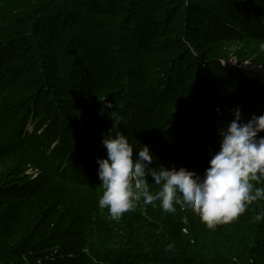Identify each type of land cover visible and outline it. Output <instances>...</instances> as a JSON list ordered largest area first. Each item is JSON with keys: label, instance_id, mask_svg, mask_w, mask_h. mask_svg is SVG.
I'll return each instance as SVG.
<instances>
[{"label": "trees", "instance_id": "16d2710c", "mask_svg": "<svg viewBox=\"0 0 264 264\" xmlns=\"http://www.w3.org/2000/svg\"><path fill=\"white\" fill-rule=\"evenodd\" d=\"M22 20L32 39L14 35ZM1 41L0 264H264V200L214 229L158 201L114 221L93 175L115 110L113 134L149 145L152 167L203 178L231 110L264 114V84L239 66L264 65V0H0ZM24 124L61 137L89 182L60 171Z\"/></svg>", "mask_w": 264, "mask_h": 264}, {"label": "clouds", "instance_id": "9594fccd", "mask_svg": "<svg viewBox=\"0 0 264 264\" xmlns=\"http://www.w3.org/2000/svg\"><path fill=\"white\" fill-rule=\"evenodd\" d=\"M24 30L21 23V31ZM33 33L32 30L27 36L32 39ZM260 48L264 51V44ZM108 108L112 105L108 104ZM111 113L112 128L102 139L107 157L97 158L98 173L93 171V175L103 187L98 205L107 209L114 221H119L140 202L156 207L158 201L162 211L174 214L179 206L198 215L208 228L214 229L235 221L253 202L264 200V136L260 135L264 132V114H253L245 121L239 106L231 110L234 119L218 129L219 151L209 150V167L200 178L184 167H152L154 155L149 145L134 149L128 135L120 130L113 134V129H120L122 117L115 110ZM214 115L219 116L220 112ZM27 127L24 124V128ZM46 127V124L37 129L28 127L31 132L23 136L36 141L39 149L68 177L75 175L89 182L90 177L73 164L61 137L40 139ZM134 150H137L135 155ZM149 176L153 178L152 186H157L158 190H151ZM255 220L264 221V211L257 213Z\"/></svg>", "mask_w": 264, "mask_h": 264}, {"label": "rangeland", "instance_id": "374dc122", "mask_svg": "<svg viewBox=\"0 0 264 264\" xmlns=\"http://www.w3.org/2000/svg\"><path fill=\"white\" fill-rule=\"evenodd\" d=\"M48 3H54L55 4V2H48ZM31 15H33V13H28L27 15H25V14H23V20L24 19H28V18H30L31 17ZM23 20H22V22H23ZM24 24H23V26H24V29H28V24H27V20L25 21V22H23ZM15 25V24H14ZM78 27H79V24H78ZM16 33L14 34L15 36H23V37H25V38H27L26 37V35H31V33H26V32H23V31H20V32H18V31H15ZM29 39H31V37H28ZM25 42V41H24ZM232 61H235V62H237V59H235V58H231V60H230V62H231V64H235V63H233ZM251 64H248L246 67L250 70L251 69V67L252 66H250ZM240 67H242V68H245V64L243 63V62H240V65H239ZM253 67H260V66H257V65H253ZM260 68H262V70L264 69L263 67H260ZM245 71H247V73L249 74V75H251V76H254V74H256V72H254V71H252V70H250V72L247 70V69H244Z\"/></svg>", "mask_w": 264, "mask_h": 264}, {"label": "bare ground", "instance_id": "6f19581e", "mask_svg": "<svg viewBox=\"0 0 264 264\" xmlns=\"http://www.w3.org/2000/svg\"><path fill=\"white\" fill-rule=\"evenodd\" d=\"M250 70L256 72L257 75L262 76L264 78V69L262 70V68H260V67H253L252 66Z\"/></svg>", "mask_w": 264, "mask_h": 264}]
</instances>
